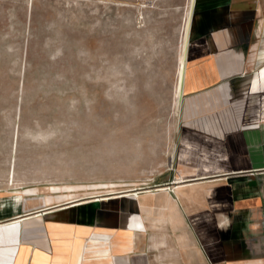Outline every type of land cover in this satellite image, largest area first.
Wrapping results in <instances>:
<instances>
[{"label":"rangeland","instance_id":"rangeland-1","mask_svg":"<svg viewBox=\"0 0 264 264\" xmlns=\"http://www.w3.org/2000/svg\"><path fill=\"white\" fill-rule=\"evenodd\" d=\"M191 1L0 0L2 205L151 202L134 189L173 156Z\"/></svg>","mask_w":264,"mask_h":264},{"label":"crops","instance_id":"crops-1","mask_svg":"<svg viewBox=\"0 0 264 264\" xmlns=\"http://www.w3.org/2000/svg\"><path fill=\"white\" fill-rule=\"evenodd\" d=\"M195 4L173 156L134 189L151 202L0 203V264H264V0Z\"/></svg>","mask_w":264,"mask_h":264},{"label":"bare ground","instance_id":"bare-ground-1","mask_svg":"<svg viewBox=\"0 0 264 264\" xmlns=\"http://www.w3.org/2000/svg\"><path fill=\"white\" fill-rule=\"evenodd\" d=\"M79 202V201H78Z\"/></svg>","mask_w":264,"mask_h":264}]
</instances>
